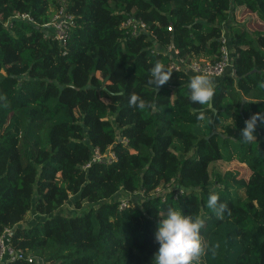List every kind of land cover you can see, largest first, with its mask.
Listing matches in <instances>:
<instances>
[{"label":"trees","instance_id":"16d2710c","mask_svg":"<svg viewBox=\"0 0 264 264\" xmlns=\"http://www.w3.org/2000/svg\"><path fill=\"white\" fill-rule=\"evenodd\" d=\"M65 2L74 24L61 46L43 37L58 0H0V234L12 229V247L34 257L4 264H153L170 207L204 220L199 264H264V123L258 143L240 138L264 113V31L232 23L236 10L264 22V0ZM129 19L147 31L132 36ZM222 34L231 67L211 78L216 115L202 127L193 109L205 106L188 98L197 74L173 71L153 91L149 70L214 62ZM132 93L155 109L130 107ZM231 161L246 180L211 166ZM66 203L87 207L63 214Z\"/></svg>","mask_w":264,"mask_h":264},{"label":"clouds","instance_id":"9594fccd","mask_svg":"<svg viewBox=\"0 0 264 264\" xmlns=\"http://www.w3.org/2000/svg\"><path fill=\"white\" fill-rule=\"evenodd\" d=\"M150 79L147 83L153 91L164 86L170 79L173 69L166 67L164 63L157 60L150 68ZM258 87L264 89V82H260ZM188 88L189 100L193 104H199L201 109H193L196 113L197 121L201 122L200 126L211 127L213 119L206 113L211 112L216 115V109L213 106L215 97V85L207 74H199L191 77ZM4 106H7L6 98ZM130 107L140 110L155 109L156 105L144 100L140 95L132 93L128 100ZM264 123V113H255L244 121L245 127L240 131V138L248 144L258 143L254 135L257 122ZM207 207L213 210L217 218H222L223 214L228 211L227 204L220 201L216 193L209 194ZM157 230L154 234L155 241L159 244L158 251L154 254L153 264H199L201 257L207 252V245L201 236V229L204 227V220L191 215H185L179 210L168 208L166 213L160 215Z\"/></svg>","mask_w":264,"mask_h":264},{"label":"built area","instance_id":"2783aa9c","mask_svg":"<svg viewBox=\"0 0 264 264\" xmlns=\"http://www.w3.org/2000/svg\"><path fill=\"white\" fill-rule=\"evenodd\" d=\"M16 17L31 19L26 14H16ZM73 16L67 12L65 0H58V8L51 16L49 23L45 24L44 27H50V32H46L43 37L49 38L50 40L57 41L61 46H65L68 34L71 27L73 26ZM122 29H128L132 36L147 31V26L142 21L127 20L120 26ZM220 56L218 60L214 62L206 61H193L190 63L184 62L180 58H174L169 64V68L173 71H190L194 74H207L210 78H219L223 75L226 68L231 67L229 52L226 48V39L223 34L220 37ZM151 52H156L153 49ZM173 52L177 55L176 51H172L170 47L165 49V53ZM65 53V52H64ZM157 53V52H156ZM99 158V156H97ZM177 193H182L178 191ZM127 206V202L124 200L120 201L119 207L124 208ZM12 229L4 228L0 234V264L13 261H22L32 263L34 257L25 253L22 250L14 249L11 245Z\"/></svg>","mask_w":264,"mask_h":264},{"label":"rangeland","instance_id":"374dc122","mask_svg":"<svg viewBox=\"0 0 264 264\" xmlns=\"http://www.w3.org/2000/svg\"><path fill=\"white\" fill-rule=\"evenodd\" d=\"M232 23H236L242 26V28L250 30V31H264V22L259 21L254 14H251L247 11H235L232 17ZM109 155V154H108ZM212 168L218 169L223 168L226 172L229 173L228 177L231 179H239L244 178L247 179L249 172L244 165L238 164L236 161H231L228 163L222 164H211ZM210 166V167H211ZM124 198V197H121ZM126 201V200H124ZM87 205H83L80 209L75 208V206L66 203L62 207L63 214H75L79 213L83 209H85ZM35 218L28 213L26 215V223L33 221Z\"/></svg>","mask_w":264,"mask_h":264},{"label":"water","instance_id":"95a60500","mask_svg":"<svg viewBox=\"0 0 264 264\" xmlns=\"http://www.w3.org/2000/svg\"><path fill=\"white\" fill-rule=\"evenodd\" d=\"M214 133H215V131L213 130V131H212V134H214Z\"/></svg>","mask_w":264,"mask_h":264}]
</instances>
